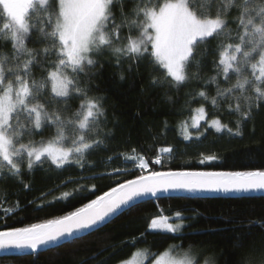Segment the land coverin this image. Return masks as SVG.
I'll return each mask as SVG.
<instances>
[{
    "label": "snow or ice",
    "instance_id": "6c2138e0",
    "mask_svg": "<svg viewBox=\"0 0 264 264\" xmlns=\"http://www.w3.org/2000/svg\"><path fill=\"white\" fill-rule=\"evenodd\" d=\"M0 20L4 21L0 29L4 40L11 42V55L0 57V178L17 179L24 190L31 189V183L21 179L25 172L31 176L45 163L49 168L75 165L83 170L88 166L87 157L106 147L105 141L112 135L103 131L107 125L106 111L99 99L88 96L95 87L90 69L105 53L115 60L117 67L127 61L129 71L134 66L139 70L141 63L152 71L162 69V78L154 77L150 82L174 87L177 92L186 84L199 81L204 59L212 56L210 62L216 76L200 83L202 88L216 85V95L211 97L213 106L218 102L227 104V111L239 114L237 131L232 133L216 118L209 122L205 107L200 106L195 109L191 125L187 120L181 121L185 140L191 138L189 127L196 129L198 136H203L207 127L217 132L227 128L230 134L239 136L240 124L264 106V0H0ZM4 47L0 42V49ZM233 78L235 83L220 87L221 82L229 83ZM186 95L191 96L189 104L209 99L204 90ZM73 100L79 101L75 110ZM182 112L183 109L176 110L177 115ZM201 121L207 125L204 132L200 131ZM165 152L171 149L162 148L161 153ZM118 157L119 153L109 159ZM124 159L134 164L139 160L131 171L140 174L113 181L114 187L66 215L13 227L7 217L14 215L16 209H3L0 250L35 252L41 246L55 245L69 237L79 238L77 233L110 222L109 218H114L118 211L131 209L149 196L157 198L158 194L172 191L264 190V169L154 171L141 156ZM215 159L206 156L201 163ZM154 163L162 164L159 156ZM128 172L115 169L100 175ZM91 178L98 176L93 174ZM76 191L83 193L87 189L82 186ZM72 195L75 191L58 199L67 202ZM45 206L37 204L36 209ZM175 216L180 217L181 213ZM183 220L173 223L168 216L153 217L145 232L130 243L135 247L138 240L157 231L180 234L190 226ZM240 239L238 236L235 247L243 250V259L236 264H264V245L253 249ZM182 247L172 245L158 256L137 252L134 259L121 260L119 264H144L149 256H155L151 264H199L189 255L191 249L182 253L180 259L171 254ZM224 264L231 262L225 260Z\"/></svg>",
    "mask_w": 264,
    "mask_h": 264
},
{
    "label": "trees",
    "instance_id": "16d2710c",
    "mask_svg": "<svg viewBox=\"0 0 264 264\" xmlns=\"http://www.w3.org/2000/svg\"><path fill=\"white\" fill-rule=\"evenodd\" d=\"M3 20H0L2 29ZM0 42L5 47L0 49V57L11 55V42L4 40L0 31ZM29 47L32 44L29 43ZM99 63L90 69L91 80L95 87L88 96L99 99L107 116L104 133L112 135L98 151L87 157L88 166L81 170L78 166L64 169L49 168L45 163L35 169L31 176L25 172L21 177L25 183H31L30 190H24L17 179L0 178V220L4 218L3 209H16L14 215L7 217L13 227L42 223L74 211L77 207L103 194L114 187L115 180L131 179L139 171H131L135 166L125 161L128 154L136 153L148 160L154 171H244L264 169V106L253 111L251 118L239 126L241 135L230 134L227 130L217 132L203 126L200 131H207L203 136L185 140L181 136V121L189 120L197 107L204 106L209 119H220L232 133L237 131L239 114L227 111V104H211V97L216 95V85L202 88L200 81H207L216 76L210 62L212 56L204 59L199 81H192L180 88L163 87L150 82L152 78H162L163 70L152 71L145 63L139 70L134 66L128 70V62L119 67L107 53L100 56ZM102 65V67H101ZM123 74V79H121ZM223 81V77L218 78ZM235 83H220L222 89ZM50 88V85H49ZM204 90L208 93L207 102L188 103V93ZM171 97V99H169ZM73 110L79 101L73 100ZM192 111H188V109ZM183 109L181 115L176 110ZM171 148L168 155L161 156L162 164L154 163L160 157L162 148ZM119 153V157H109ZM206 156L216 159L201 163ZM115 169H128L126 175L105 176V172ZM97 174L98 178H91ZM85 186L87 191H76ZM67 202L58 199L64 193H73ZM43 199H39L40 197ZM54 201V202H52ZM32 202V203H30ZM52 202V203H48ZM46 206L36 209L37 204ZM19 205L17 209L16 206ZM180 212V220L190 225L180 234H148L145 240H138L135 247L130 241L145 232L149 220L157 216H174ZM254 222V223H251ZM264 195L245 197L197 196H161L142 200L135 207L128 209L103 226L62 245L42 249L30 255L15 253L1 256L0 264H118L130 258L136 250L159 255L170 245L192 247L199 254L198 260L210 259L211 263L224 264L225 260L236 264L242 261V249L235 247L237 237L244 245L259 249L264 245ZM149 233H153L149 230ZM257 259L260 253L255 252ZM152 261L155 256H149Z\"/></svg>",
    "mask_w": 264,
    "mask_h": 264
},
{
    "label": "water",
    "instance_id": "95a60500",
    "mask_svg": "<svg viewBox=\"0 0 264 264\" xmlns=\"http://www.w3.org/2000/svg\"><path fill=\"white\" fill-rule=\"evenodd\" d=\"M264 195V190H259V191H254V192H249V193H223V192H199V193H188V192H183V191H172L170 193H164V194H158V197H161V196H170V195H176V196H197V197H202V198H213V197H245V196H251V195ZM149 199H153V197H145V198H142L140 201L142 200H149ZM125 210H120L118 211L117 214H115L114 218L116 216H118L119 214H121L122 212H124ZM114 218H109L110 221ZM108 223L107 221L100 224V225H97L95 226L94 228L92 229H89V230H84L80 233H77L76 236L77 237H81L101 226H103L104 224ZM74 238H71L69 237L67 239V241H61V242H58L57 244L55 245H49V246H41L40 248H38L35 252H38L42 249H48V248H52V247H55V246H59V245H62L70 240H73ZM76 239V238H75ZM33 252L32 250L30 249H23V250H9V251H5V250H0V255L1 256H11L15 253H21V254H25V255H30V254H33L35 253Z\"/></svg>",
    "mask_w": 264,
    "mask_h": 264
},
{
    "label": "rangeland",
    "instance_id": "374dc122",
    "mask_svg": "<svg viewBox=\"0 0 264 264\" xmlns=\"http://www.w3.org/2000/svg\"><path fill=\"white\" fill-rule=\"evenodd\" d=\"M194 115H195V110H194V112H193V115L190 117V119L187 120V121L189 122V125H191V118H192ZM206 119H207L209 122H210V120H211V119L208 118V116L206 117ZM216 119H217V118H216ZM219 120H220V119H219ZM220 122H221L222 125H225L221 120H220ZM203 126H207V125L205 124L204 121H201V127H200V129H201ZM208 128H211V127H208ZM227 128H228V127H227ZM227 128H222L221 131H219V132H224V131L227 130ZM211 129H214V128H211ZM179 130H180L181 136H182L183 139H184L183 132H182V128H181V124H180V126H179ZM214 130H215V129H214ZM215 131H216V130H215ZM189 132L191 133V138H190V139H192L193 137H198V133H197V130H196V129H194V128H192V127H189ZM190 139H189V140H190ZM167 148H169V147H167ZM170 149H171V148H170ZM169 153H170V152L161 153V151H160V159L162 160V157H161V156L168 155ZM134 155H135V156H139V155L136 154V153L128 154V155H126V156H127V157H132V156H134ZM128 162H129L130 164H133L134 166L139 164V160L135 161V164H134L130 159L128 160ZM180 217H181V216H180ZM180 217H176V216L174 215V216H171V217H169V218H170V221H171V222H173V223H179V222L182 221V220H180ZM152 231H153V230H152ZM172 245H177V244H172ZM172 245H170V246H172ZM170 246H169V247H170ZM169 247H168L166 250H164L163 252L169 250ZM189 249H191V251H190V253H189V255L191 256V258H192L194 261L198 260V258H199V254H198L197 250H195V249L192 248V247H189V248H176V249H174V250L172 251L171 254H172L174 257H176L177 259H180V258H182L181 254L184 253V252H189ZM137 252L144 253V252H146V251H145V250H142V249H138V250H136L135 253H134L130 258H128L127 260H132V259H134L135 254H136ZM163 252H161V253H163ZM161 253H160V254H161ZM157 256H158V255H157ZM154 259H155V258H154ZM154 259H153L152 261H154ZM152 261H149V258H147V259L144 260V264H151ZM198 261H199V264H206V262H207V264H213V263H211V260H210V259H206L205 261H200V260H198ZM118 264H119V263H118Z\"/></svg>",
    "mask_w": 264,
    "mask_h": 264
}]
</instances>
